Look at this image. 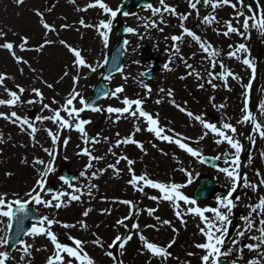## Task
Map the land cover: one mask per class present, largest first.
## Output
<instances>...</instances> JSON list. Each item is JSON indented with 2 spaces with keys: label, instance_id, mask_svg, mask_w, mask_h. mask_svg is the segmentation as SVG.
Masks as SVG:
<instances>
[{
  "label": "rangeland",
  "instance_id": "obj_1",
  "mask_svg": "<svg viewBox=\"0 0 264 264\" xmlns=\"http://www.w3.org/2000/svg\"><path fill=\"white\" fill-rule=\"evenodd\" d=\"M107 3L113 10L120 7L123 0H101ZM166 4L176 8L177 13H188L192 15L187 21L185 26L190 30L201 36L202 42H209L213 47L220 51V56L217 61H223L226 68L230 69L234 74L239 75L242 79L237 81L229 77L227 87L223 85V79H214L213 83L217 85L212 88L206 82L208 79V70L215 73L223 71L219 64L215 69L210 67V58L208 53L203 52L199 47V43L193 41L190 37L185 36L183 42L179 43L181 49L177 54L174 51V42L170 39L172 35L182 34V29L179 27L181 21L178 16H173L170 13H163L164 24H159V15L153 16L150 9L146 6L133 9L127 16L118 13L113 21L112 30L109 33V44L105 48L100 31L95 27L100 20L110 19L109 14L103 13V10L97 5L96 7L87 8V11L78 10L84 9L88 4H95L96 0H75V3L70 0H24L19 3L18 0H0V32L6 33V36L0 37V44L13 42L16 56L22 57L28 61V64L17 63L15 58L11 55L9 50L0 48V73H5L14 79H6L4 84L9 90H18L15 85H20L25 88V92L21 95L22 103L10 107L0 106V112L9 113L16 111L21 117H27L35 127L40 125L48 126L47 121L42 123L35 118L38 116H45L48 112L44 109L39 102V98L31 91L33 88L41 90L44 100L43 104H49L53 109L63 105L65 97L74 87L73 77L79 72L81 79L78 85H75L77 91L81 93L83 98L87 99L92 94V88L97 83L100 74L103 72L104 61L109 55L112 46L117 41V24L121 21L126 26L136 29V34L129 33L126 40L125 56L123 62V71L114 74L107 82L109 94L114 91L117 86H123L125 91L120 94L119 98H114L108 95L99 102L101 109H106L108 106L124 107L121 103L122 99L126 96L130 99L143 98V107L153 115L159 113L160 125L166 129H173L179 132L184 137H189L187 141L189 146L200 149L204 156L216 157L221 156L224 152H231L230 146L225 142L217 145L214 143V134H209L199 144L196 140L205 131L202 125L188 117L176 108L171 100L174 98L177 104L185 107L188 111L194 114H203L206 121L216 123L220 126L221 118H226L225 122H230L237 127V134L239 139L244 145V150L241 153L240 160V173L247 174L248 180L252 183H257L256 172L248 167L249 157L251 159L258 157L261 159L259 164L264 163V139L251 131L252 125L250 123L237 124L236 121L242 119V108L245 99V85L250 80L252 89L249 92V109L257 116L258 121L264 123V115L260 114L259 104L264 101V36H261L255 29L251 30V38L245 39L236 34H230L225 37L222 34L225 29L224 22L229 20L235 14V10L230 6L218 8L215 12L217 20L220 23L212 25H204L201 20L204 15L212 13V8H205L202 4L198 5L200 16H196V11L189 7L187 0H165ZM248 4L250 0H244ZM154 7H162L159 0H149ZM264 6V0H261ZM51 8V11H47ZM253 8L255 4L253 3ZM39 10L45 13L44 20L53 25L56 32H47L41 23V18L36 15ZM83 19L85 24L93 25V27H84L79 21ZM152 20L157 21L159 27L163 28V32L156 28L145 27L150 24ZM242 23L243 17L240 18ZM251 23V22H250ZM62 25H69L68 28L61 27ZM233 25L236 26V21L233 20ZM21 37H27L29 40L27 48L32 49L28 51H21L18 45L21 43ZM166 37L168 39H166ZM45 40H51L54 43L47 44L42 50L36 51L35 49ZM64 40L67 45L76 47L81 50L82 55L85 57L86 63H91L97 67L95 73L90 72L87 68H80L77 70L73 67V54L69 48L60 43ZM245 43L250 51V55L240 53V59L229 58L227 53L234 50L235 45ZM233 45V49L229 48ZM162 61L161 69L156 73L153 80H147L141 75L147 68L154 64L156 56ZM247 58L253 60L256 65V74L252 78L251 69L243 64V59ZM180 57H183L188 64L192 65L189 69L182 62ZM171 59V63L169 60ZM165 64H169L172 69L169 71L164 68ZM29 65L31 68H29ZM99 65V66H98ZM23 68V73L20 69ZM31 69H35L32 71ZM193 70H195L193 72ZM67 71L68 75L64 76ZM193 72L192 75H188ZM195 72H199L203 79H197ZM128 79L125 80L124 77ZM63 77V79H61ZM86 77V78H85ZM181 77H186L181 79ZM47 84H52L53 88L46 87ZM204 83V87L200 88L199 84ZM147 84L151 88L149 94L143 85ZM160 89H165V92H160ZM171 89L173 97L166 95L167 90ZM231 89V90H229ZM214 97L215 99H210ZM10 97L0 87V99H9ZM56 100L58 104H52V100ZM28 100H34L35 103L29 104ZM159 100L160 103H156ZM186 102V103H185ZM77 108L80 105L74 101ZM225 105L224 108L217 109L218 105ZM135 107V106H133ZM65 118H68L65 113H61ZM127 116V114H125ZM80 118L88 119L91 123L85 126L86 132L93 136L94 140L91 143H86L85 139L76 130L65 129L60 133V140L57 142L59 150L55 151L54 168L55 172L50 174L47 178L45 187L52 188L49 191L42 193L43 199H49L50 194L58 190H64L71 193L69 189L59 177L63 172L69 170L73 177L71 182L74 188L81 189V199L71 203L67 202V206L60 209L47 208L43 205H37L34 202L29 205L33 206L41 215L56 218L61 223L77 224L75 228H64L60 224L52 226V231L57 234L58 240L61 243H66L69 246H74V241L68 237H74L87 241L85 250L96 261V264H118L122 260L123 264H200L199 257L203 255V251L194 247L197 243L205 241V237L200 235L198 225L203 227L201 220L195 215H185L184 219L186 224H182L175 216V210L172 202L163 201L158 199L154 201L150 199L152 196L160 197L162 194L157 189L145 187L144 192H139L136 188L129 183L131 179V172L126 161L121 160L117 165L120 170L117 175L113 169L101 171L106 169L109 164H114L120 155H127L130 159L134 160V165L131 168L137 175L147 172L150 178L159 182L165 183H186L187 176L185 172L180 169H187L192 173V183L182 191L193 197L194 190L203 176L209 177L217 187L209 198L205 200H197L198 205L216 206V198L226 194L229 181L225 174L218 169L225 167L224 158L221 156L218 166H208L205 163H200L195 157H192L185 150L180 149L178 145L159 140L146 130V125L141 119L137 121L135 118L127 117L121 118L118 122L113 121L116 114H109L102 110L100 112L81 113ZM1 120H5L0 118ZM14 127L21 125L6 120ZM139 123L141 131L135 134V139L143 143L144 151H141L136 145L127 144L115 147L118 139L128 136L134 131L136 124ZM53 132L57 131V125L50 126ZM23 132H28L26 127H23ZM116 133L120 136L117 137ZM171 134V133H168ZM24 136L25 134H22ZM0 193H8L9 199H12V193H19L21 199H26L24 193L29 191L36 182L37 168L40 165L33 166L35 155L28 150L23 151L22 148L11 144H6L4 134L0 130ZM248 136H253L255 143L253 144ZM17 137V134L15 135ZM69 143L66 147L62 146V141L69 138ZM107 137V140H105ZM99 138V143L94 141ZM26 139L31 141V137L26 135ZM56 145H53L55 148ZM75 145L74 147H72ZM155 145V146H154ZM84 147L92 150L94 156H103L106 151L108 157L105 161L93 160L92 168L83 169L80 165L79 159H83L84 163H89V157L81 153ZM112 149L116 153L113 156L108 150ZM50 149V148H49ZM77 151L76 153H74ZM79 151V152H78ZM44 152V151H43ZM44 161L47 163L50 159L49 156L43 154ZM78 157V158H77ZM27 160V163L24 160ZM98 164L99 170L97 171V178H92L89 175L91 170L96 168ZM64 169V170H63ZM259 169L256 168V171ZM81 172H85L81 176ZM6 173H12L11 176ZM259 178V177H258ZM21 179L20 181H18ZM121 180L120 183L115 181ZM51 185V187H49ZM95 185L92 189V194H88V186ZM122 187V189H119ZM96 189V191H95ZM264 191V190H263ZM263 191L253 192L247 188L238 190L240 197L237 207L234 209V216L232 218V226L229 228L230 236H236L237 230L242 227L241 217L248 213L246 205L249 203L258 202V196H261ZM237 194H234V196ZM123 200H130L134 202V208L130 211V206L120 203ZM171 203V204H170ZM116 205V206H115ZM115 206V207H112ZM184 205L181 202V208ZM88 208L92 211L87 217H83V212ZM149 208L157 209L154 216H148L146 210ZM109 210L105 212L104 210ZM131 215L133 218L126 220L128 229L118 226L116 221L125 216ZM160 216L161 220L167 219L171 221V225H163L155 220V216ZM206 215H209L206 213ZM84 220L88 228L82 229L78 221ZM138 220L139 230L132 228V225ZM10 223L8 218L0 217V238L7 239L9 228L7 225ZM146 225H156V228L145 227ZM235 229L231 232V228ZM173 228L176 232H173ZM158 229V230H157ZM180 230L183 235L180 236ZM131 231L133 239L125 246L123 250L119 248V242L116 246L109 249L108 245L112 244L117 234L125 235ZM95 234V235H94ZM139 234H143L148 242L157 243L161 246L167 245L171 240L175 239L176 243L169 251L172 256L167 260L160 257L152 256L145 248L142 241L139 239ZM254 235L258 233L254 232ZM100 237L104 242V248H100L92 243L96 237ZM26 243L32 244L31 255L25 256L21 244L13 252L9 254L10 264H46L47 258L53 253L54 245L50 239L45 235H38L30 237L29 235L23 240ZM246 243H251V240H245ZM6 245L0 248V251H5ZM39 249V250H38ZM106 251H112L116 260L109 258L105 255ZM188 252H193L196 255L188 256ZM23 257V259H22ZM232 259H235L233 257ZM231 256L228 260H232ZM239 261L238 264H242ZM76 264V262H74Z\"/></svg>",
  "mask_w": 264,
  "mask_h": 264
},
{
  "label": "snow or ice",
  "instance_id": "obj_2",
  "mask_svg": "<svg viewBox=\"0 0 264 264\" xmlns=\"http://www.w3.org/2000/svg\"><path fill=\"white\" fill-rule=\"evenodd\" d=\"M19 3H23L24 0H18ZM70 2L75 3V0H70ZM189 7L196 11V16L199 18L200 13L198 9V5L202 4L205 8L211 7L212 13L204 15L201 23L204 25H212L219 24L220 21L217 20L215 12L218 8H222L224 6H230L235 10L234 16H232L229 20L225 21V29L222 33L217 31V34H222L227 37L230 34H236L245 39L251 38V30L255 29L261 36H264V6L261 4V0H250L248 4H245L244 0H187ZM253 3L255 4V8H253ZM159 4L162 7H154L151 3H148L146 7L151 10L153 16L159 15L160 20L159 24H164L163 13L167 12L173 16H178L181 21L179 27L182 29V34L172 35L170 39L174 42V51L179 54L181 49L179 47V43L175 42H183L185 36L190 37L193 41L199 43V47L203 50V52L208 53V58H210V67L211 69H215L219 64V67L223 69V71L219 73H215L212 70H208V79L206 82L212 86V88H216L217 85L213 83L214 79H223V85L227 87V82L229 77L240 81L242 78L239 75L234 74L230 69L226 68L223 61H217L220 56V51L215 49L213 45L209 42H202L201 36L197 35L196 32L190 30L185 26V21L189 19L192 15L191 12L188 13H177L176 8L166 4L165 0H159ZM99 6L103 13L109 14L110 19L108 20H100L97 29L100 31L101 38L103 40V44L105 48L108 47L109 44V33L112 30L113 21L117 17L118 13L121 12V8L117 7L115 10L111 8L107 3L101 2V0H96L95 4H88L84 9H78L87 11V8ZM47 11H51L49 8ZM36 15L41 18V23L43 28L47 32H56V29L53 25L49 24L46 20H44L45 13L39 10L36 11ZM124 15H128V13H124ZM243 17V21L241 23L240 18ZM233 20L236 21V26L233 25ZM251 22V23H250ZM79 23L84 27H93V25L85 24V21L81 19ZM157 21L152 20L150 24H146L145 27L156 28L159 31L163 32V28L159 27ZM63 28L70 27L69 25H62ZM128 33L136 34V29L132 27H128L126 29ZM6 36V33L0 32V37ZM166 39H168L166 37ZM29 40L27 37H21V43L18 45L21 51L32 50L26 47L28 45ZM54 43L51 40H45L41 43L35 50L40 51L47 44ZM62 45H65L69 48V51L73 54V67L77 70L80 68H87L90 72L95 73L97 71V67L93 66L91 63H86L85 57L82 55L81 50H78L76 47H72L67 45L64 40H60ZM129 42L126 40L125 44ZM0 48L7 49L11 53V55L15 58L16 62L28 64L27 60H24L22 57L16 56V52L13 51L14 44L13 42H5L0 44ZM230 49H233V45H229ZM240 53H245L250 55V51L247 48L245 43H239L235 45L234 50H230L227 55L229 58H235L239 60ZM185 66L189 69L192 68L191 64H188L183 57H180ZM171 59L169 63H171ZM243 64L248 66L252 72V78L254 79L256 74V65L253 60L247 58V55L243 59ZM99 66V65H98ZM29 68L31 66L29 65ZM165 69L171 71L172 69L169 67V64L164 65ZM35 71V69H31ZM21 73H23V68L20 69ZM122 72L123 69H120ZM195 70H193L194 72ZM193 72H189L188 75H192ZM68 72H64V76H67ZM143 75V73L141 74ZM197 79H203L200 76L199 72H195ZM86 78V77H85ZM111 77H109L110 79ZM186 77H181L184 79ZM6 79H14L13 77L8 76L5 73H0V87H4L5 92L10 97L9 99H0V106H10L14 107L20 103L21 95L25 92V88L20 85H15V88L18 90H9L7 86L4 84ZM63 79V77H61ZM81 76L79 72L77 75L73 77L74 87L65 97V102L63 105H59L58 108H51L49 104H43L44 96L40 89L33 88L31 91L35 94L36 97L39 98V102L42 104L44 109L51 111L53 114L51 116H38L35 119L39 122L43 121H51L53 124L57 125V131L53 132L51 129H46L48 136L51 138V142L53 145H56L60 140V133L65 129L76 130L81 136L85 139L87 143L88 133L86 132L85 126L91 123L88 119L80 118L81 113L86 110H91L93 112H100L102 110L106 111L109 114H116V118L113 121L114 123L118 122L121 118L132 117L137 121L141 119L146 125V130L150 133H153L156 138L162 141H166L169 143H174L178 145L180 149L185 150L192 157H195L199 160L200 163H206L209 159L204 156L202 151L196 147L189 146L187 142L190 138L182 136L181 133L175 132L173 129H166L165 127L160 125L159 113L153 115L149 111L145 110L143 107L144 99L143 98H135L130 99L128 97H124L121 103L124 107H112L108 106L106 109H101L100 107L95 106L93 103H89L79 91H77L75 85H78ZM125 80L128 79L127 76L124 77ZM46 83V82H45ZM46 87L49 89L53 88L52 84H47ZM145 90L150 94L151 88L147 84L143 85ZM200 88L204 87V83L199 84ZM252 89V83L250 82L245 85V99L244 106L242 108L243 117L240 120H237V124L250 123L252 125L251 131L258 135L261 139H264V123L258 121L257 116L253 114V111L249 109V92ZM231 90V89H229ZM125 91L123 86H117L114 91L110 94L105 93V95H111L114 98H119L120 94ZM160 92H165V89H160ZM166 95L168 97H173V92L171 89L167 90ZM210 99L214 100V97ZM76 101L80 107L77 108L74 104ZM34 100H28L27 103L32 104L35 103ZM156 103H160L159 100ZM171 103L178 108L182 113H185L188 117H191L195 121H198L203 129L202 135L196 140V144H199L201 140H204L210 133L214 134V143L217 145L227 143L230 146L231 152H224L221 156L224 158L225 167H221L218 170L225 174L226 178L229 181V187L225 195L218 196L216 198V206H204L201 207L198 205V202L195 198L186 195L182 189L186 188L188 184L192 183V173L187 169H180L185 172L187 176L186 183H165L159 182L155 179L149 177L147 172L143 174L137 175L134 170L131 168L134 165L135 161L130 159L127 155H120L114 164H109L106 169H102L101 171H107V169H113L114 172L118 175L120 170L117 168V165L121 160L126 161L129 166V171L132 176L129 180V183L133 185L136 190L139 192H144L145 187H150L152 189H157L162 194L160 197L152 196L150 199L157 201L158 199L163 201L172 202L175 216L180 220L182 224H186V220L184 219L185 215H195L198 216L203 224V227L197 226L199 229L200 235L205 237V241L202 243H197L194 245L195 248L203 251V255L199 257L200 264H238L239 261H243L244 264H264V195L258 196V202L249 203L246 205L248 208V213L241 217L242 227L237 230L236 236H230L229 228L232 226V218L234 216V209L237 207L240 197L238 195V190L241 188H247L252 190L253 192H258L259 188L264 187V176H261L260 172L257 170L256 176L259 177V183L255 184L248 180L247 174L243 175L240 173L239 169L241 166L240 156L244 150V145L239 139V135L237 134V127L230 122H225L226 118H221L220 126L218 127L216 123L208 122L205 119L203 114H194L191 111H188L185 107H182L180 104H177L175 99L171 100ZM186 103V102H185ZM52 104H58L56 100H52ZM135 106V107H133ZM217 109L224 108L225 105L221 104L216 106ZM260 114L264 115V101L259 104ZM65 113L68 118H65L61 113ZM127 114V116H125ZM0 118L5 120H10L13 123H19L21 127L27 126V129L30 130L31 139L35 142L36 133L38 132L37 127L27 118L21 117L17 114L16 111H11L9 113L0 112ZM141 131V127L139 123L136 124L134 131L130 133L128 136L118 139L115 143V147H120L121 145L133 144L136 145L141 151H144L143 143L136 140L135 134ZM171 133V134H168ZM117 137L120 136L119 133H116ZM2 139V136H0ZM253 144L255 143V139L253 136H248ZM70 137L65 138L62 141L64 147L69 143ZM107 140V137H105ZM100 140L97 138L94 143H99ZM155 146V145H154ZM43 151L53 159H50L47 163L43 159H35L32 163L33 166L40 165L41 168H37V179L35 185L27 192L24 193V197L26 199H21L19 193H12V199H9L8 193H0V217L8 218L11 221L13 218H19L28 213V207L30 203H35L37 205H43L47 208H55L60 209L61 207L67 206L65 204L64 198H67V202L71 203L74 201H79L81 199V189L74 188L71 180L64 176H60L59 179L63 181V183L69 188L72 189L71 193L58 190L55 193L50 194L49 199H43L42 193L48 191L45 187L47 178L50 174L55 172L54 168V157L56 155L55 150H49L48 148H43ZM113 156H116V153L112 151L111 148L108 150ZM89 157V163L87 168H92L93 164L91 161L93 160H102V156H94L92 150L88 147H84L81 153ZM221 156H216L214 159L219 160ZM261 156H264V152H261ZM25 163L27 160L25 158ZM249 163H251V157H249ZM6 175L11 176L12 173H6ZM81 176L85 175V172H81ZM97 172H93L91 174L92 178H97ZM95 185L88 186V194L91 196L92 189L95 188ZM234 194H237L234 196ZM181 202H183V209L181 208ZM124 205L130 206V211L134 208V202L130 200L120 201ZM92 211L91 208H88L83 212V217H87L89 213ZM105 212L109 210L105 209ZM157 209L149 208L146 210L148 216H154ZM209 214V215H206ZM131 215L125 216L116 221L118 226H122L125 229H128V225L126 224V220L132 219ZM155 220L160 222L163 225H171V221L164 219L161 220L160 216L156 215ZM82 229L88 228L87 223L84 220L77 222ZM60 224L61 227L64 228H75L77 224H67L61 223L56 218H50L49 216H43L36 223L32 225L31 231L28 233L30 237H35L38 235H45L50 239L51 243L54 245L53 253L47 258L46 264H96V261L88 254L85 250V244L87 241H83L81 239H76L74 237H68V239L74 241V246H69L66 243H61L58 240V236L56 233L52 231V226ZM7 227L9 229L12 228V223L10 222ZM138 220L136 223L132 225V228L139 230ZM145 227L156 228V225H146ZM258 233V235H254L253 230ZM158 230V229H157ZM173 232H176V229L173 228ZM95 235V234H94ZM133 239V235L131 231L128 234L121 235L117 234L114 238L112 244L108 245V248L111 249L116 246V242H119V248L123 250L125 246ZM140 241L143 242L144 248L154 257H160L163 260H167L172 256V253L169 249L176 243L175 239L171 240L167 245L161 246L157 243L148 242L146 237L143 234H139ZM254 241V243H246L245 240ZM8 243L7 239L0 238V248H3ZM92 243L100 248H104V242L100 237H96ZM20 244L23 245L22 251L25 256L31 255V249L33 248L32 244L26 243L21 240ZM39 250V249H38ZM247 250L251 253H256L255 258L244 260V252ZM105 255L113 260H116L112 251H106ZM188 256L196 255L193 252H188ZM235 255V259L228 260V257ZM23 259V257H22ZM0 264H10V256L8 251H0ZM28 264H31L29 260ZM118 264H123L122 260L118 261ZM150 264V262H149ZM190 264V262H188Z\"/></svg>",
  "mask_w": 264,
  "mask_h": 264
},
{
  "label": "water",
  "instance_id": "obj_3",
  "mask_svg": "<svg viewBox=\"0 0 264 264\" xmlns=\"http://www.w3.org/2000/svg\"><path fill=\"white\" fill-rule=\"evenodd\" d=\"M146 3L148 2L145 0H127L125 6L123 7V11L127 12L132 7H137L138 5L146 4ZM123 32H124V28L121 27L120 34ZM123 44H124L123 40H121L118 46L113 50V53L110 59L108 60L106 71L101 76L100 82L94 88L95 92L93 97H91L88 100L89 103L97 104V101L100 98H102L105 95V93L108 92L106 87L103 85V80L108 78L112 73H114L115 71L121 68ZM157 65H159V63H157ZM214 190L215 189L212 182L208 181V179L206 178H203L200 181V186L196 191L195 197L198 199L206 198ZM29 219H34V220L39 219V215L29 207H28V213L26 215L13 219V224L8 239V250H7L8 252L12 251L20 243L21 238L24 237L30 231V226L29 223L27 222Z\"/></svg>",
  "mask_w": 264,
  "mask_h": 264
},
{
  "label": "bare ground",
  "instance_id": "obj_4",
  "mask_svg": "<svg viewBox=\"0 0 264 264\" xmlns=\"http://www.w3.org/2000/svg\"><path fill=\"white\" fill-rule=\"evenodd\" d=\"M180 3L182 4L181 0H180ZM52 114H53L52 112H48L47 114H45V116H51ZM43 116H44V114H43ZM47 122L49 124L48 126L40 125L39 127H37L38 132L36 133L35 142L32 139H31V141H28L26 139V135L30 136V130L29 129H28V132H25V131L23 132L24 128L18 127L17 125H14V127H13L6 120H4V121L1 120L0 121V130L4 134L6 144L15 145V146L19 147L18 149L22 148L23 151L28 150L29 152H32L35 155V159L38 158V159H43L44 160L45 156L43 154H46V153L43 152V148H48V149L50 148L49 150H55V151L59 150V146H57V145L55 146V148H53V144L51 142V138L48 136V133L46 131V129H51L50 126H53V123L51 121H47ZM21 133L25 134V135L22 136ZM16 134H17V137H15ZM62 146H63V144H62ZM74 146L75 145H73L72 147H74ZM76 152L77 151H75L74 153H76ZM102 157H103V159H102V162H103L108 157V152L106 151L105 155H103ZM260 160L261 159L259 158V156L251 159V163L248 162V167H250L255 172H257L256 168L259 167L258 171L260 172L261 176H264V163L259 164ZM79 161H80L81 167L83 169H86L88 164L84 163V160L82 158L79 159ZM99 167L100 166H98V164H96V168L94 167V170H91L89 172V175H91L93 172H97L99 170ZM259 179L260 178L257 177V183L256 184L259 183ZM20 180L21 179H19L18 181H20ZM115 183L116 184L117 183L121 184L122 182H121V180H119L118 182L115 181ZM119 189H122V187H120ZM259 189H260V192H261V191L264 190V187H261ZM95 191H96V189H95ZM263 193H264V191H263ZM262 195H264V194H262ZM115 206H112V207H115ZM180 233H181L180 236H182L183 232L181 230H180ZM255 256H256V253H251V252H248V251L244 252V259H247V258L248 259H253V258H255ZM233 257H235V255L231 256V259Z\"/></svg>",
  "mask_w": 264,
  "mask_h": 264
}]
</instances>
